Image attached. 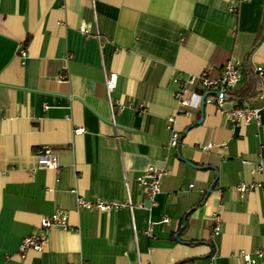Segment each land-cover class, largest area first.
Instances as JSON below:
<instances>
[{
	"label": "crops",
	"instance_id": "0c3cea01",
	"mask_svg": "<svg viewBox=\"0 0 264 264\" xmlns=\"http://www.w3.org/2000/svg\"><path fill=\"white\" fill-rule=\"evenodd\" d=\"M262 59L264 0H0V264H242L264 249V108L245 124L226 112L261 105L258 83L236 97ZM227 60L241 76L222 109L178 112L177 77H216ZM40 145L58 151V169L37 167ZM149 165L167 174L146 207L136 176ZM78 197L132 206L86 209ZM57 210L68 227L20 257L21 238Z\"/></svg>",
	"mask_w": 264,
	"mask_h": 264
},
{
	"label": "built area",
	"instance_id": "2783aa9c",
	"mask_svg": "<svg viewBox=\"0 0 264 264\" xmlns=\"http://www.w3.org/2000/svg\"><path fill=\"white\" fill-rule=\"evenodd\" d=\"M232 11L236 10L235 5L229 7ZM86 24L81 22L79 24V31L85 33L87 31ZM17 54L19 58L23 59L26 57V50L21 44L17 48ZM240 62L238 60L231 61L227 60L220 71V74L216 77H211L207 74L206 70H203L199 73H185L177 77L178 87L174 92V96L178 104V112H184L190 114L192 110H198L202 101L207 103H212L216 106L217 109L221 110L223 102L227 99V94L235 87V85L240 80ZM258 84L259 89L256 95V99L261 100L260 106H249V105H233L231 108L226 110L227 115L234 123L245 124L251 120L259 122L260 108H264V59L258 64L255 65L253 70ZM60 78H65V74H60ZM103 83L106 87L105 90L107 94L115 87L116 83V74L114 72H105L103 75ZM111 107L112 104H111ZM76 132H81L82 128H75ZM117 136L115 135V138ZM169 146H176L179 141V133L175 130H172L171 137L168 139ZM213 146V142H206L201 147L203 149ZM264 151V144H262L261 149ZM37 159V167L40 168H51L58 169L60 166L59 153L56 150H53L49 145H40L35 152ZM254 170L258 172H264V161L259 160L255 164ZM167 174V170L164 168H157L155 166H147L140 174L136 176V181L143 192L148 204L146 207H150L155 202V195L159 192L160 189V180ZM259 183H250L248 184H239L235 186L237 192L243 193L249 188L254 186H259ZM193 183L188 184V188H192ZM77 205L82 208H97L100 211H109L112 208H118L121 206H129V200L126 199L122 202H103L100 200H85L82 197L77 198ZM139 207H144L142 203L137 204ZM168 217L163 216L160 220L162 223H166ZM220 222L221 218L218 213L212 215V224H211V235H216L220 231ZM66 229L68 227L67 216L64 212L57 210L48 215L40 216L38 222V228L36 231L25 235L21 238L17 253L20 257H23L27 250L32 249L34 251H41L44 247V243L47 242L48 232L51 228L57 227ZM150 227L148 228V233ZM243 263L242 264H253L254 259L257 257L264 256V249H256L253 253L241 252Z\"/></svg>",
	"mask_w": 264,
	"mask_h": 264
},
{
	"label": "trees",
	"instance_id": "16d2710c",
	"mask_svg": "<svg viewBox=\"0 0 264 264\" xmlns=\"http://www.w3.org/2000/svg\"><path fill=\"white\" fill-rule=\"evenodd\" d=\"M253 73H254V72H253ZM251 82H252V83L249 84V86H247L244 90H242V91L239 93V95H237L236 98H238L239 101L246 100V99H248V98L253 97V96L256 95V91H257V90H256V83H258V81H257V78H256L255 74H254V79H253V81H251ZM228 97H229V94H227L226 98H228ZM182 262H183V261H181V262H177V263H175V264H182Z\"/></svg>",
	"mask_w": 264,
	"mask_h": 264
},
{
	"label": "water",
	"instance_id": "95a60500",
	"mask_svg": "<svg viewBox=\"0 0 264 264\" xmlns=\"http://www.w3.org/2000/svg\"><path fill=\"white\" fill-rule=\"evenodd\" d=\"M204 102L202 101V103H201V105L200 106H202V104H203Z\"/></svg>",
	"mask_w": 264,
	"mask_h": 264
}]
</instances>
